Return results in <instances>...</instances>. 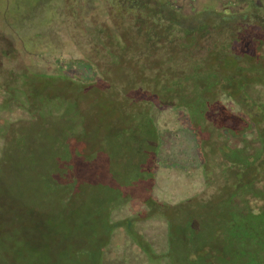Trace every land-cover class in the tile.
Wrapping results in <instances>:
<instances>
[{"label": "rangeland", "instance_id": "374dc122", "mask_svg": "<svg viewBox=\"0 0 264 264\" xmlns=\"http://www.w3.org/2000/svg\"><path fill=\"white\" fill-rule=\"evenodd\" d=\"M64 1L66 7L62 0H0V264H146L147 251L139 249L136 231L145 247L151 243L157 250L170 231L169 256L177 264L178 224L217 231L213 214L227 220L219 210L232 206L227 180L236 177L224 165L228 159L223 152L195 143L202 139H196L185 106L186 101L192 106L193 84L186 85V101L180 105L176 93L167 98L163 76L154 75L155 70L143 73L141 68L138 73L136 67L124 70L118 65L114 77L106 68L103 78L79 62L77 43L91 39L88 30L96 34L101 28L120 27L113 0ZM169 2L171 10L182 5L173 13L176 22H203L218 30L213 40L228 45L225 50L259 51L264 7L257 0ZM233 29L236 33H229ZM93 45L89 55L103 49ZM240 56L238 60L230 54L222 63L229 73L217 77L264 90L262 61L249 60L243 52ZM96 58L93 54L91 60ZM237 63L244 68L233 74ZM255 64L260 71H253ZM91 75L93 80H84ZM145 85L151 95L141 100L136 90ZM143 108L145 114L156 115L154 130L143 126ZM213 109L228 122L227 109ZM242 109L260 125L263 108L251 102ZM202 128L207 138L213 126ZM260 131L264 135V124ZM200 164L213 177L214 190L199 178L204 172ZM193 177L199 181L196 188ZM158 216L171 223L157 238L162 225ZM110 232L101 241V252V235ZM209 232L197 234V245L215 240ZM246 245L252 249H245V263L255 243ZM103 255L107 262L99 260ZM166 262L162 255L156 260Z\"/></svg>", "mask_w": 264, "mask_h": 264}, {"label": "trees", "instance_id": "16d2710c", "mask_svg": "<svg viewBox=\"0 0 264 264\" xmlns=\"http://www.w3.org/2000/svg\"><path fill=\"white\" fill-rule=\"evenodd\" d=\"M182 26V25H180ZM187 33L184 35L185 44L182 49L183 54L190 60L192 65H188L186 77L184 69H179L177 73V87L171 82V79H165L161 82L162 90L165 89L167 98H171L172 93L177 94V103L184 105L183 102L185 96L183 90L186 91V85L193 84L195 90L190 94L192 97L191 104L186 101V108L190 111L192 117V124L195 128V137L200 140L202 147L211 146L216 147L214 152L218 151L226 156L227 162L232 163L228 171L238 179V183L244 186L245 192L254 195L261 202L258 208H253L249 202V197L245 199L235 198V195L230 197L233 204L238 205V209H234V212H230L226 217L227 220L224 222L218 220L220 218L217 214H213V217L217 222V231L212 232V227L200 226L203 232L209 231L214 236L215 240L207 242L204 240L203 243L195 241L197 234H202L200 228L189 226L188 224H181L177 226V264H264V135L261 134L260 127L253 123L251 114L246 116H231L228 122L225 123L224 119L211 121L210 117L207 120L206 112L213 109L216 105L218 95L220 92H226L230 96L232 95L236 102L243 108L249 105L251 102L255 106L253 96L247 89L245 90L241 85L229 82L226 76L229 71L226 67H223L222 62H217L220 56H222L221 49L208 50L205 46V39L207 38L206 25L201 28L188 27ZM192 31V32H191ZM194 46L191 51H188L187 45ZM214 60V61H212ZM213 62V63H212ZM184 68V67H183ZM228 71L226 75L221 72ZM242 69L235 65L233 74H239ZM168 74H175V70H168ZM223 75L217 77V75ZM230 74V75H233ZM167 75L165 72H159L156 76ZM172 77V76H170ZM173 78V77H172ZM175 87V88H174ZM188 88V87H187ZM189 89V88H188ZM243 91L244 93L238 94ZM185 94H187L185 92ZM247 98V99H246ZM264 109V102L262 103ZM207 110V111H206ZM262 113V112H261ZM206 115V116H205ZM205 118V120H204ZM260 121L264 124V111ZM203 125H212L213 130H209V136H206V130L202 128ZM199 135V136H198ZM198 136V138H197ZM222 136L224 139L219 142L215 138ZM200 137V138H199ZM209 139V142L206 140ZM236 142L235 145H229V143ZM204 153V152H203ZM205 154V153H204ZM224 163V165L226 164ZM250 175L249 179L246 175ZM252 174V175H251ZM261 181L258 186L257 183ZM253 198V197H252ZM233 199H235L233 201ZM145 218V217H144ZM222 218V217H221ZM168 221L171 220L167 217L162 218ZM241 225L240 228L238 226ZM215 226V225H214ZM211 228V229H210ZM209 232V233H210ZM208 233V232H207ZM102 234L104 239L99 240L106 241L108 235ZM138 239V243H143V237L139 232H135ZM171 235V234H170ZM204 236V235H203ZM252 240L253 250L249 261L245 263L242 261V257L245 255V249H252L246 244ZM196 243L197 250L193 249V244ZM103 245V244H102ZM102 245L100 251L102 252ZM255 247V248H254ZM240 251L241 257L238 260L237 253ZM99 260L107 262L106 256H101ZM98 260V261H99ZM174 263V261H173ZM175 264V263H174Z\"/></svg>", "mask_w": 264, "mask_h": 264}, {"label": "flooded vegetation", "instance_id": "af4514ba", "mask_svg": "<svg viewBox=\"0 0 264 264\" xmlns=\"http://www.w3.org/2000/svg\"><path fill=\"white\" fill-rule=\"evenodd\" d=\"M115 6L117 5L119 7V10L116 15L120 18L119 25L120 27L117 28V26H113L114 28L111 30H106L104 28H101L98 33L94 34V31L88 30L91 34V39L89 41H83V43L79 44V50L80 53L78 52V55L81 57V60L79 61L82 64H86V66H89L92 70V75L94 72L98 71L100 72L101 76L103 78L105 77V74L108 72L106 68H111L112 76L114 77L115 75V70L118 65L122 66V69H128V68H134L136 67L137 72H141L142 69H144L142 72L147 73L149 71L150 73L153 74V71L155 70L156 74L159 72H163V74L166 72L167 75H162L163 76V81L165 79L169 80L171 79V82L174 83L177 87V73L181 74L178 72V68L184 69V74L187 77L188 74L186 73V67L189 65H192L190 63V60L186 57L187 55L183 54L182 49L185 47L182 42L184 41V34L187 33L188 27H195V28H203L205 23L199 22V23H185V20H180L177 18V22L172 18L174 15L173 13L177 12L178 8L182 5H180L177 9L175 8L174 10H171L170 2L169 0H113ZM259 5V8L264 7V2H261V0H257L256 2ZM66 7V4L65 6ZM250 7V11L253 15H255L256 11L252 10L254 9L252 3H248V6ZM108 15L111 18L112 12L107 8ZM182 25V26H180ZM206 33H207V38L205 39V46L208 50H214L215 49H221L222 50V56L217 59V62L221 61L222 63H225L227 60V57L232 54L236 59H241L240 53L243 52L246 57L249 58H258L262 62H264V37L260 39L259 42V51L252 50V51H229L228 47H226V50L224 49L225 46H228L226 44H223L220 46L218 43L219 41L215 39L213 40V37L215 35V30L213 27L210 28H205ZM229 33H236V31L229 30ZM192 32V31H191ZM238 33V32H237ZM93 43L98 44L101 46L103 49H99L98 51H95L92 53L94 56H97L99 60L94 59L93 61L91 60L92 55H89V48H93ZM184 46V47H183ZM188 51H191V48L193 49L194 46L187 45ZM263 48V49H261ZM89 55L90 59L89 61L87 60V56ZM244 60V59H243ZM262 62L260 64V68L264 70V65H262ZM256 63V62H254ZM256 65V64H255ZM253 65V71L256 72L259 68H257V65ZM237 67H240L241 69L244 68L242 63H237ZM184 67V68H183ZM142 68V69H141ZM175 70V74L169 75L168 70ZM260 71V69H259ZM111 73H109L110 75ZM85 77L84 80L91 81L93 80V76ZM172 76V77H170ZM159 77V76H158ZM161 77V76H160ZM82 79V78H81ZM230 79V78H229ZM231 80H229L230 82ZM90 84V83H88ZM119 85V83L117 84ZM245 88L247 89L250 93V95L253 96L255 102V106H263L262 103L264 102V98L261 97L262 94H264V90L259 89L255 84ZM175 88V87H174ZM119 89V86H117V90ZM137 95L142 98L141 100L148 99V97L151 95L149 91V87L142 86L137 88L136 90ZM147 93V96L145 94ZM219 98H223V96L226 97V101L220 102L218 99L216 101V106L220 109H227L228 111V118L231 116H246L247 114H244L243 111V106L241 107L236 100L233 98V96L227 94L226 92H220L218 95ZM227 98L231 101L228 102ZM247 99V98H246ZM149 100L143 101V103L148 102ZM64 104V103H63ZM145 104H143L144 106ZM263 108V107H261ZM214 109L208 110L206 112L207 120L210 117L211 121H216L219 119H224L223 114H221L220 111H213ZM143 114V120L146 128H152L153 130L156 128H153L151 124L156 122V115L152 116L151 114H145L146 111L144 108L141 110ZM216 112V113H214ZM224 112V111H223ZM190 115V114H189ZM205 115V116H206ZM191 116V115H190ZM204 118V120H205ZM192 120V117H191ZM263 125L261 122L260 125ZM156 125V124H155ZM193 125V124H192ZM260 125H258L260 127ZM257 127V125H256ZM193 132V131H192ZM145 139V138H144ZM197 145L200 147V149H206V148H211V146H204L202 147L200 142H195ZM236 142L232 143L230 142L229 145H235ZM197 147V148H199ZM157 148H161V146H157ZM205 153V152H204ZM203 158V157H201ZM178 163V162H177ZM230 162L226 163L225 166L227 168L231 167ZM204 165L200 164V169L202 172L204 171L203 169ZM198 176V175H197ZM202 181H204V185L210 186L211 190H214V179L210 175L209 172H206V170L203 172V174L199 177ZM240 179V177L238 178ZM238 179H230L228 178L227 183H231L232 186V195H235V198L238 199H245V197H249V202L252 205L253 208H258L260 205V201L258 198H256L254 195L246 193L244 186L240 185L238 183ZM192 182V187L196 188L199 181H197L196 177H193L191 180ZM201 184V183H200ZM261 184V181L257 183L259 186ZM216 185V184H215ZM212 192V191H211ZM211 195V194H209ZM208 195V196H209ZM231 195V196H232ZM253 197V198H252ZM208 198V197H207ZM206 198V199H207ZM235 199H233L234 201ZM205 201V200H204ZM147 204L150 203V200L146 199ZM232 202V201H231ZM233 203V202H232ZM149 209L150 207L147 206ZM238 205L232 204V206L228 207L227 210H219L221 213H226L228 214L233 211V208L236 210L238 209ZM218 211V212H219ZM146 213H150L147 211ZM143 216V215H142ZM144 217V216H143ZM158 218L162 219L161 217L158 216ZM165 219V218H164ZM166 226L167 231L170 230V224L168 221H165L162 219V225H160L159 228H157L156 231V237L158 238L159 235L164 233V230H162V227ZM241 225L238 226L240 228ZM164 228V227H163ZM138 232V231H136ZM144 239V237H143ZM149 243V241H147ZM151 244V243H149ZM149 249L145 247L142 244H138L139 249L146 250L147 254L145 255L147 258L146 264H158L156 263V260H160L161 255L163 260L165 258L169 259V262H166L165 264H174L171 256V252L169 251L170 249L172 250V240L170 237V231L167 232V240L166 243L161 246H159V250L154 247H150ZM153 244V243H152ZM193 249L197 250L196 243L193 244ZM150 250V251H149ZM170 255V256H169ZM238 260H240L241 253L240 251L237 253Z\"/></svg>", "mask_w": 264, "mask_h": 264}, {"label": "crops", "instance_id": "0c3cea01", "mask_svg": "<svg viewBox=\"0 0 264 264\" xmlns=\"http://www.w3.org/2000/svg\"><path fill=\"white\" fill-rule=\"evenodd\" d=\"M62 4H64L65 5V1L64 0H62ZM62 17V16H61Z\"/></svg>", "mask_w": 264, "mask_h": 264}]
</instances>
